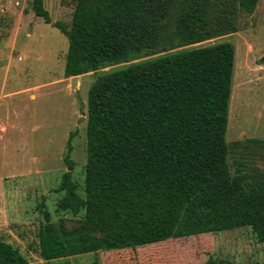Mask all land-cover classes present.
<instances>
[{
	"label": "trees",
	"instance_id": "obj_1",
	"mask_svg": "<svg viewBox=\"0 0 264 264\" xmlns=\"http://www.w3.org/2000/svg\"><path fill=\"white\" fill-rule=\"evenodd\" d=\"M259 0H77L64 75H84L238 31ZM35 16L51 24L45 0ZM236 48L231 42L169 53L101 74L88 92L84 193L69 170L58 207L81 215L39 231L44 261L251 228L264 242V169L233 174L226 139ZM264 148V140H251ZM39 207H44L41 204ZM0 264H27L0 241ZM93 264H98L96 259ZM205 264H224L210 257ZM252 264H263L256 261Z\"/></svg>",
	"mask_w": 264,
	"mask_h": 264
},
{
	"label": "rangeland",
	"instance_id": "obj_2",
	"mask_svg": "<svg viewBox=\"0 0 264 264\" xmlns=\"http://www.w3.org/2000/svg\"><path fill=\"white\" fill-rule=\"evenodd\" d=\"M33 0H0V241L12 244L27 264H205L210 257L224 264H264V242L251 228H238L200 236L101 251L53 261L40 255L38 234L46 223L65 220L78 225L81 215L58 207L56 192L71 141L73 180L84 193L88 92L101 74L133 63L223 42L235 45L233 91L226 139L229 165L264 169V148L251 140H264V0L253 13L238 16V31L169 52L105 67L80 75L76 88L64 75L68 38L56 27L72 24L77 0H45L52 23L35 16ZM41 204L44 207H39Z\"/></svg>",
	"mask_w": 264,
	"mask_h": 264
},
{
	"label": "crops",
	"instance_id": "obj_3",
	"mask_svg": "<svg viewBox=\"0 0 264 264\" xmlns=\"http://www.w3.org/2000/svg\"><path fill=\"white\" fill-rule=\"evenodd\" d=\"M71 83H72V79H71ZM213 235H214V233H206V234H200V235H197V236H200L202 238L208 239V238L212 237Z\"/></svg>",
	"mask_w": 264,
	"mask_h": 264
},
{
	"label": "water",
	"instance_id": "obj_4",
	"mask_svg": "<svg viewBox=\"0 0 264 264\" xmlns=\"http://www.w3.org/2000/svg\"><path fill=\"white\" fill-rule=\"evenodd\" d=\"M78 79H79V76H74V77L72 78V88H73V89L76 88V85H77V81H78Z\"/></svg>",
	"mask_w": 264,
	"mask_h": 264
}]
</instances>
